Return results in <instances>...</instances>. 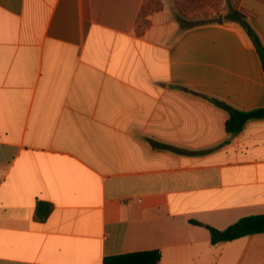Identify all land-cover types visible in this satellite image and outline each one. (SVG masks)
I'll return each instance as SVG.
<instances>
[{
  "label": "crops",
  "instance_id": "0c3cea01",
  "mask_svg": "<svg viewBox=\"0 0 264 264\" xmlns=\"http://www.w3.org/2000/svg\"><path fill=\"white\" fill-rule=\"evenodd\" d=\"M228 1L264 43V0H0V264H264L191 223L264 214V119L211 101L264 108Z\"/></svg>",
  "mask_w": 264,
  "mask_h": 264
},
{
  "label": "trees",
  "instance_id": "16d2710c",
  "mask_svg": "<svg viewBox=\"0 0 264 264\" xmlns=\"http://www.w3.org/2000/svg\"><path fill=\"white\" fill-rule=\"evenodd\" d=\"M176 19L182 26H185L186 21L180 16L177 15ZM224 20L226 22H236L246 31L258 55L260 56L264 69V43L262 42L260 35L251 23L229 1L228 11L224 15ZM211 101L228 113L229 118L226 122V130L229 134L234 135L239 133L244 128L245 124L250 120L264 119V108L243 111L237 110L229 104L217 99H211ZM50 210V207L46 208L45 211L40 213V217H47L50 214ZM191 223L206 227L210 233V240L213 245L264 233V214L243 217L223 230L197 221H192ZM155 256L156 259L154 264H158L160 254L157 252L155 253Z\"/></svg>",
  "mask_w": 264,
  "mask_h": 264
}]
</instances>
